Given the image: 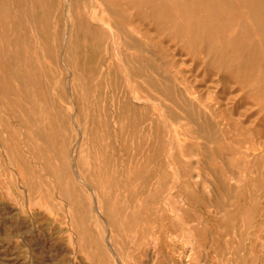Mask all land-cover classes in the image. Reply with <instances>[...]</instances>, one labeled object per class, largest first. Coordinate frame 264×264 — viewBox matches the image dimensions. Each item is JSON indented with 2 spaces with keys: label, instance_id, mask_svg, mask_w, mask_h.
<instances>
[{
  "label": "rangeland",
  "instance_id": "obj_1",
  "mask_svg": "<svg viewBox=\"0 0 264 264\" xmlns=\"http://www.w3.org/2000/svg\"><path fill=\"white\" fill-rule=\"evenodd\" d=\"M0 264H264V0H0Z\"/></svg>",
  "mask_w": 264,
  "mask_h": 264
},
{
  "label": "bare ground",
  "instance_id": "obj_2",
  "mask_svg": "<svg viewBox=\"0 0 264 264\" xmlns=\"http://www.w3.org/2000/svg\"><path fill=\"white\" fill-rule=\"evenodd\" d=\"M156 2H157V1H156ZM225 72H226V71H225ZM225 74H227V73H225ZM227 75H228V74H227ZM227 78H228V77H227ZM229 78H230V77H229ZM229 78H228V79H229ZM22 80H23V79H22ZM239 80H240V79H239ZM231 81H232V80H231ZM232 83H233V82H232ZM244 83H245V82H244ZM98 101H99V100H98ZM174 104H175V103H174ZM72 141H73V140H72ZM112 178H113V177H112ZM138 214H139V213H138Z\"/></svg>",
  "mask_w": 264,
  "mask_h": 264
}]
</instances>
